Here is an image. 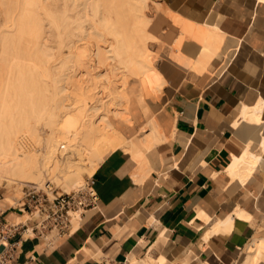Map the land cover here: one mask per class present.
Returning a JSON list of instances; mask_svg holds the SVG:
<instances>
[{"label":"crops","instance_id":"1","mask_svg":"<svg viewBox=\"0 0 264 264\" xmlns=\"http://www.w3.org/2000/svg\"><path fill=\"white\" fill-rule=\"evenodd\" d=\"M160 1L181 18L219 27L224 48L234 42L228 56L215 58L212 70L201 74L160 58L167 81L150 109L162 140L141 155L122 148L109 153L90 177L97 203L72 217L66 233L49 232L50 241L41 231L21 230L13 238L12 264H129L130 258L162 257L164 264H234L257 234L264 217V0ZM156 25L170 31L168 20ZM196 51L189 57H198ZM144 121H135L132 133ZM240 155L247 162L238 163ZM13 196L0 189V214L10 223L24 216L9 202ZM229 215L231 230L212 232L207 218Z\"/></svg>","mask_w":264,"mask_h":264},{"label":"bare ground","instance_id":"2","mask_svg":"<svg viewBox=\"0 0 264 264\" xmlns=\"http://www.w3.org/2000/svg\"><path fill=\"white\" fill-rule=\"evenodd\" d=\"M174 13L160 0H0V185L38 186L53 174L69 189L80 186L87 164L93 173L113 150L140 154L157 145L163 131L151 96L167 81L159 59L201 74L230 46L224 48L227 38L216 25ZM162 20L169 32L156 28ZM196 49L198 57L190 58ZM141 119L138 134L128 136L125 130ZM9 200L20 204L18 196ZM207 221L212 232L230 231L234 223L231 215ZM256 231L234 264H264V217ZM164 261L130 258L129 264Z\"/></svg>","mask_w":264,"mask_h":264},{"label":"built area","instance_id":"3","mask_svg":"<svg viewBox=\"0 0 264 264\" xmlns=\"http://www.w3.org/2000/svg\"><path fill=\"white\" fill-rule=\"evenodd\" d=\"M98 200L97 192L94 189V181L89 178L87 184L78 187L71 192L49 194L45 190L38 189L37 186L30 188L18 206L23 213L28 212L32 218L23 221L10 223L0 214V264H12L16 254L17 241L13 238L21 230L28 232L41 231V235L46 240H51L49 232H54L55 236H60L67 232L72 212L83 211L93 207ZM31 223V226H28ZM22 238V234H20Z\"/></svg>","mask_w":264,"mask_h":264},{"label":"rangeland","instance_id":"4","mask_svg":"<svg viewBox=\"0 0 264 264\" xmlns=\"http://www.w3.org/2000/svg\"><path fill=\"white\" fill-rule=\"evenodd\" d=\"M179 38H181V36L179 35V37H178V39ZM178 54H181L180 52H177L176 53V56H178ZM181 57H182V55H181ZM160 93H157L156 95H152L151 96V101L154 103V98L157 96V95H159ZM134 129V122H132L131 123V125H130V130H129V132H128V136H130V135H133L134 133H132V130ZM43 134V133H42ZM44 135V134H43ZM135 135V134H134ZM122 149H124V150H126L125 148H122ZM86 157L87 158H93V159H96L97 157L95 156V154H90L91 155V157H89L88 156V153H86ZM95 156V157H94ZM86 170V171H85ZM92 169L88 166V164H87V166L86 167H84V169H83V171H82V182H81V184H80V186H82V185H85V184H87V182H88V179L92 176V171H91ZM53 178H52V177ZM59 176H63V173H59ZM50 177V178H49ZM47 178V179H46ZM45 179H44V181L45 182H43L42 184H40V185H35V184H32V183H29V182H20V183H16V184H13V185H11V186H4V185H0V189L1 190H3L4 191V193H9L10 195H14V196H18L19 197V199H20V201H19V203L20 204H18V206L19 205H21L22 203V201L23 200H26V194H27V192H28V190L30 189V188H32L33 186H37L38 187V189H40L41 191L42 190H45V191H47L49 194H59V193H62V192H71V191H74V190H76V189H78V187H80L79 185L78 186H75V187H71V188H69V189H67V188H65V186H64V184L62 183L63 182V180H62V178L60 179V182H57L56 180H55V178H54V175L53 174H50V176H47ZM9 202L11 203V204H13L10 200H9ZM13 205H15V204H13ZM16 206V205H15ZM79 213H80V211H78L77 213H74L76 216L78 215L79 216ZM24 217H23V222H25V220L26 219H30V218H32V216H30L29 214H28V212L27 211H25V213H24ZM73 215V214H72ZM17 221H20L19 219H16Z\"/></svg>","mask_w":264,"mask_h":264}]
</instances>
